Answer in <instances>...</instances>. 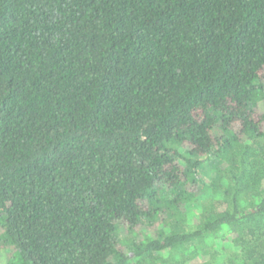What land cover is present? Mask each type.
Wrapping results in <instances>:
<instances>
[{
  "label": "trees",
  "instance_id": "16d2710c",
  "mask_svg": "<svg viewBox=\"0 0 264 264\" xmlns=\"http://www.w3.org/2000/svg\"><path fill=\"white\" fill-rule=\"evenodd\" d=\"M0 246L264 264V0H0Z\"/></svg>",
  "mask_w": 264,
  "mask_h": 264
},
{
  "label": "rangeland",
  "instance_id": "374dc122",
  "mask_svg": "<svg viewBox=\"0 0 264 264\" xmlns=\"http://www.w3.org/2000/svg\"><path fill=\"white\" fill-rule=\"evenodd\" d=\"M205 178V182L208 184V185H211V178L210 177H204ZM212 188V187H211ZM213 197L215 198V199H217L218 197H220V194H216L215 195V193H214V191L213 190H211V189H208V190H206L205 192H204V194L202 195V196H200V198L198 199V203L196 204V209H197V211H196V214H198V210H199V213H200V211H201V207H202V205L203 204H205V202L208 200V199H210V198H212L213 199ZM194 212V211H193ZM195 213V212H194ZM175 222V221H174ZM186 225V224H185ZM193 225V224H192ZM159 227V226H158ZM192 226H189V225H186L185 227H183V228H185V230H187V229H190ZM168 229H170V230H172V231H177V227H176V225H174L173 224V226L171 225V224H169V227H168ZM151 232L153 233V231L151 230V229H149V228H147V227H145L144 229H143V233H145V234H147V233H150L151 234ZM117 236H118V238L120 239V240H122V241H124L125 240V237H126V235H125V233L123 232V231H118V234H117ZM130 236V238H128L130 241L131 240H136L137 238H138V234H136V233H134V234H131V235H129ZM127 239V238H126ZM192 245V244H191ZM194 245H197L198 247H200L201 245H199V244H194ZM187 246H190V245H187ZM203 247V249L205 250V251H211L212 249L210 248V247H206L205 245L204 246H202ZM211 249V250H210ZM12 253H13V250L11 249V248H7V247H2V246H0V264H10V261H11V257H12Z\"/></svg>",
  "mask_w": 264,
  "mask_h": 264
}]
</instances>
